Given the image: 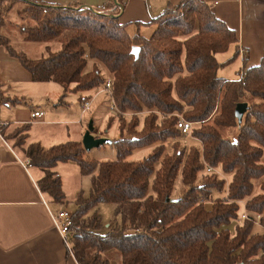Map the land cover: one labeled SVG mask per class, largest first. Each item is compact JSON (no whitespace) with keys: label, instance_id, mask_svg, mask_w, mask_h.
<instances>
[{"label":"trees","instance_id":"trees-1","mask_svg":"<svg viewBox=\"0 0 264 264\" xmlns=\"http://www.w3.org/2000/svg\"><path fill=\"white\" fill-rule=\"evenodd\" d=\"M108 7L93 12L77 4L0 0V30L6 19L17 16L23 23L22 40L44 43L48 55L17 52L1 33L0 45L33 81H52L62 88L57 104L68 91L105 86L102 65L117 110L135 114L127 126L120 119L115 160L85 157L80 141L27 144L30 124L0 129L42 171L37 183L50 202L67 203L54 171L58 163L75 162L80 174L89 177L88 194L80 190L73 201L70 252L78 264H108L100 254L111 249L121 253V264H264V232H252L256 215L264 229V180L253 194L254 180L264 177V53L257 65L247 67L243 58L237 78L219 77V67L238 51L223 62L216 54L238 38L205 0L168 4L148 22L155 25L149 37L138 31L130 35L127 24L104 14ZM49 43L58 47L52 50ZM133 46L139 47L137 57ZM89 62L92 67L85 71ZM86 97L80 95V103ZM239 102L248 105L241 123L234 114ZM142 112L148 113L140 120ZM179 114L194 123L191 136L200 147L180 148L176 141L169 153L165 141L181 135ZM232 129L235 135L223 134ZM151 144L156 146L143 159L126 160L135 148ZM205 163L230 174L228 185L215 173H203ZM178 174L186 189L173 198ZM214 192L220 195L213 197ZM241 201L248 217L236 224ZM102 203L114 205L115 218L106 232H100Z\"/></svg>","mask_w":264,"mask_h":264},{"label":"crops","instance_id":"crops-1","mask_svg":"<svg viewBox=\"0 0 264 264\" xmlns=\"http://www.w3.org/2000/svg\"><path fill=\"white\" fill-rule=\"evenodd\" d=\"M35 1L63 6L77 4L94 10L109 5L107 11L118 18L120 23L127 24L126 29L130 35L138 31L149 37L155 29V25L148 24L151 18L160 14L168 4H177L180 0ZM205 1L218 19L235 30L238 40L233 45V54L238 51L240 68L243 58L247 59V67L257 65L264 53V0ZM138 23L142 24L138 26ZM239 50L244 52L240 53ZM55 84L57 83L52 81H33L21 63L0 45V129L30 124L26 143L39 142L44 147L65 141L81 142L86 130L84 115L90 107L84 110L78 96L69 98L67 95L62 104H57L62 88ZM12 98L21 101L13 104L10 102ZM77 99L78 105L74 103ZM34 111L42 112V115L33 118L31 114ZM34 130H40L41 134L28 142L27 139ZM21 154L0 133V264H78L64 244L50 215V212L57 213L61 210L72 212L75 204L72 199L68 200L65 193L66 204L50 202L38 189L37 182L42 171L34 166L24 168L22 160L25 157ZM60 164H75V173L79 174L78 183L73 190L76 194L82 179L78 165L70 161L58 163L54 167V171L61 177L62 189L65 183L64 174L59 169ZM69 168L73 172V167ZM43 199L46 203H43ZM68 206H72V209H68ZM110 225L104 226L102 222L100 232H106ZM256 226L257 230L253 226L254 233L264 232L260 225ZM94 251L89 250L90 253ZM100 256L108 264H121V253L117 249L102 252Z\"/></svg>","mask_w":264,"mask_h":264},{"label":"rangeland","instance_id":"rangeland-1","mask_svg":"<svg viewBox=\"0 0 264 264\" xmlns=\"http://www.w3.org/2000/svg\"><path fill=\"white\" fill-rule=\"evenodd\" d=\"M78 9L80 7H77ZM84 8V7H82ZM93 12H99L98 10L91 9ZM104 14L112 16L108 11H105ZM6 19V18H5ZM23 23L19 20V18L16 16H10V18L6 19L4 22L3 27L0 30V33L9 41V44L11 47L16 50L17 52H23L26 56L28 57H39V56H47L48 52L45 50L47 49L44 43L41 42H25L22 40L21 36V26ZM149 36V35H146ZM51 45L49 48L54 50L58 47V44L56 43H49ZM233 45H231L226 52L216 54L217 59L220 62H223L233 56ZM240 68V60L239 58H234L232 61L227 62L226 64L222 65L218 69V76L219 77H224V78H230V79H235L238 77V70ZM91 69V62L88 63L86 66L85 71H88ZM100 70L102 74L109 78V73L105 70V68L101 65ZM57 86V84H55ZM58 87V86H57ZM69 98H74V97H79L80 95L82 96H87L86 100H90V110L87 111L84 115V127L87 128L88 122L92 121L93 125V131L92 134L96 137H105L111 140V142H105L102 145L98 147H93L90 150L86 151V154L84 155L85 157H88L90 159H96L99 161H106V160H115L116 159V148L113 144V141L119 137V131H118V125L120 124V119L123 118L125 119V125L127 126L131 117L135 115L132 112H125L121 113L118 110L111 109L110 108V93L106 91L104 88V85L100 86L97 89H92L89 91H84V92H73V91H68L66 94ZM74 100V99H73ZM85 101V100H84ZM78 105V99L76 102ZM83 104V103H82ZM148 112H142L138 113L137 116L140 118V120L143 119L144 115ZM180 115V114H179ZM194 125V123H193ZM140 126L137 128L138 130ZM8 131L11 130L12 128H7ZM224 135L227 136H232L235 135L236 129L232 130H222ZM7 132V131H6ZM40 130H34L27 139L28 142H31L32 140L35 139L36 135L39 136ZM178 142V147L182 148L185 147L188 149L190 146H196L200 147V142L192 137L191 135H186L183 136L182 134L179 136L177 139H168L165 141L166 145V150L167 152L171 153V145L174 142ZM156 146V144H151V145H146L142 146L139 148H135L131 154L126 158L127 161H138L146 157L152 149ZM22 153V152H21ZM23 156V154H21ZM65 163V162H64ZM60 171L63 172L64 174V189L63 192L68 195V200L72 199V202L76 199L78 193L80 192L79 190L82 189L83 193L85 195L88 194L89 192V177L88 176H82V179L80 181V189L78 192L75 194L73 193V190L78 183V177L79 174L75 173V164H60ZM71 165V166H69ZM208 165L205 163V170L203 173H208L207 172V167ZM69 167H73V172L70 171ZM215 173L219 177L223 178L225 180L226 186L228 185L230 181V174L224 173L220 167H213V170L209 172L208 174ZM81 177V176H80ZM264 180V177L260 180H254V187H253V194H256L259 192V186L260 182ZM200 182V179L197 180L196 183ZM186 186L182 183L181 181V176L180 174L177 175L175 182H174V188L171 197L176 198L179 197L183 191H185ZM65 190V191H64ZM75 194V195H74ZM220 193L214 192L213 197L219 196ZM74 196V197H73ZM210 206V203H207V207ZM113 208L114 205L110 203H102L98 205V211L100 213L102 222L104 226H108L109 224L113 223V220L115 218L113 214ZM68 209H72V206H68ZM246 212L244 202H240V209L238 213V218L236 220V224L242 223L241 219V214L243 212ZM260 218V216H259ZM235 225V222H232L231 225L229 226L230 229L233 231V227ZM255 230L258 229L259 225L258 221L255 219L254 224ZM254 229H252V232L254 233ZM110 264H113L110 263Z\"/></svg>","mask_w":264,"mask_h":264},{"label":"built area","instance_id":"built-area-1","mask_svg":"<svg viewBox=\"0 0 264 264\" xmlns=\"http://www.w3.org/2000/svg\"><path fill=\"white\" fill-rule=\"evenodd\" d=\"M115 2H117V0H115ZM239 51H240V53L244 52L243 50H239ZM110 81H111V79L107 78V80L105 82V86H104L106 91L109 93H110ZM109 102H110V108L117 110L115 102H114L113 98H111V96H110ZM90 103H91L90 100H85L82 104V108L84 110L89 109ZM41 115H42V112H39V111H34L31 114V116L33 118L41 116ZM176 125H177V128L180 130V132L183 136L191 135L193 122L185 120L181 115H178ZM22 165L26 169L31 166L28 159L22 160ZM206 169H207V172H211L213 170V167L208 165L206 167ZM43 203H46V201L44 199H43ZM50 215L52 217V220L54 222L55 227L57 228L58 232L60 233V235L62 237L64 244L70 250V244H69L70 229H69V227L71 225V212H69L67 210H61L57 213L50 212ZM247 217H248V214L244 211L241 214V219L244 220ZM255 219L258 221L259 215H256ZM262 252L264 253V251H262Z\"/></svg>","mask_w":264,"mask_h":264},{"label":"water","instance_id":"water-1","mask_svg":"<svg viewBox=\"0 0 264 264\" xmlns=\"http://www.w3.org/2000/svg\"><path fill=\"white\" fill-rule=\"evenodd\" d=\"M138 51H139V47H137V46H133L131 48V52L135 55V57L138 56ZM247 106L248 105L246 102L237 103V105L235 107L234 114H235V117H236L238 123H241L243 115L247 110ZM92 131H93L92 121H89L87 128L84 131L82 139H81V143H82V146H83L85 151H88L93 147H98L105 142H111V140L108 138L94 136L92 134Z\"/></svg>","mask_w":264,"mask_h":264}]
</instances>
